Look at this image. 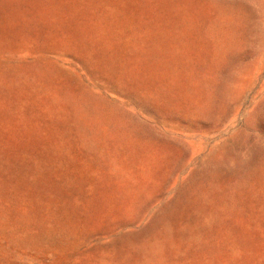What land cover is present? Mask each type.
Returning <instances> with one entry per match:
<instances>
[{
  "label": "rangeland",
  "instance_id": "rangeland-1",
  "mask_svg": "<svg viewBox=\"0 0 264 264\" xmlns=\"http://www.w3.org/2000/svg\"><path fill=\"white\" fill-rule=\"evenodd\" d=\"M0 264H264V0H0Z\"/></svg>",
  "mask_w": 264,
  "mask_h": 264
}]
</instances>
